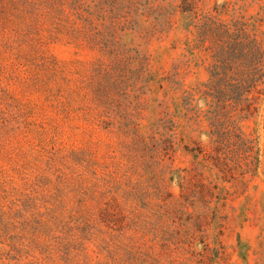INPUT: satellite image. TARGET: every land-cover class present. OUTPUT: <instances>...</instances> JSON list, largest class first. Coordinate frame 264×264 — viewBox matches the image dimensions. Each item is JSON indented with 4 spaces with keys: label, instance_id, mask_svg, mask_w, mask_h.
I'll return each instance as SVG.
<instances>
[{
    "label": "trees",
    "instance_id": "16d2710c",
    "mask_svg": "<svg viewBox=\"0 0 264 264\" xmlns=\"http://www.w3.org/2000/svg\"><path fill=\"white\" fill-rule=\"evenodd\" d=\"M1 26L18 34L26 68L52 72L55 44L93 54L75 61L86 77L79 92L90 100L93 132L117 137L112 153H71L85 170L64 221L25 201L24 252L37 253V264H175L181 250L203 256L197 241L212 250L208 229L224 188L205 179V168L244 184L260 163L258 137L241 121L258 112L264 95V0H0ZM178 26L185 50L208 73L191 87L180 78L185 62L160 74L149 51L126 38L151 41ZM157 88L165 98L180 92L174 111ZM55 93L72 100L68 87ZM148 94L162 109L145 124ZM181 145L194 166L183 168L176 195L171 181Z\"/></svg>",
    "mask_w": 264,
    "mask_h": 264
},
{
    "label": "rangeland",
    "instance_id": "374dc122",
    "mask_svg": "<svg viewBox=\"0 0 264 264\" xmlns=\"http://www.w3.org/2000/svg\"><path fill=\"white\" fill-rule=\"evenodd\" d=\"M214 1L204 0L211 4ZM13 20L19 21L17 16ZM17 35L14 30L0 28V252L3 253L0 264H37L38 254L31 256L24 252L26 248L19 238L23 215L31 213L25 212V201L33 203L34 210L57 214L64 221L67 208L74 200L73 184L80 183L77 174L85 170L78 166L75 158H70L71 153L96 147L99 156L112 153L117 137L115 133L93 132L90 100L79 92V85H85L86 77L81 75L75 61L90 60L93 54L77 56L73 47L55 44L49 47V53L58 59L52 72L46 68H26L22 57L26 52L21 53L19 45L14 44ZM126 38L149 51L154 69L160 74L172 71L178 61L185 62L180 71L185 87L208 76L205 65L185 50V33L181 26L151 41L132 35ZM6 43L12 45V49H8ZM59 86L68 87L71 101L56 96ZM156 93L174 111L180 92L169 90L167 98L163 89L157 88ZM147 98L145 124L162 109L158 102L151 101L150 94ZM241 124L258 137L257 173L241 184L205 168V179L224 188L220 212L208 229L212 250L206 251L205 244L197 241L194 247L203 256L181 250L175 264H264V95L258 112ZM203 139L207 136L203 135ZM185 143L192 144V140L185 137ZM193 161V156L181 145L175 160V168L179 170L171 181L176 195L180 194L181 181L187 174L183 168L193 167ZM60 172L68 181L60 179Z\"/></svg>",
    "mask_w": 264,
    "mask_h": 264
}]
</instances>
